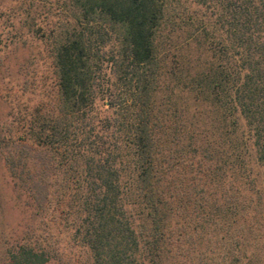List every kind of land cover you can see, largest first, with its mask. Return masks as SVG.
I'll list each match as a JSON object with an SVG mask.
<instances>
[{
    "label": "trees",
    "instance_id": "obj_1",
    "mask_svg": "<svg viewBox=\"0 0 264 264\" xmlns=\"http://www.w3.org/2000/svg\"><path fill=\"white\" fill-rule=\"evenodd\" d=\"M69 2L79 20L119 28L110 51L114 76L124 88L119 106L141 102L146 117L131 131L129 158L123 157L112 148L109 130H96V121L87 119L103 65L99 46L76 28L65 34L53 47L61 117L51 133L42 131L48 142L38 155L37 203L48 198L51 178L61 182L70 208H77L76 235L90 249L93 264H146L145 257L152 259L148 264H167L172 245L181 260L201 259L194 257L201 246L212 264L247 263L252 236L264 222V180L258 182L264 173V0H212L214 25L222 30L217 45L223 42L213 51L215 62L188 75L183 53L175 48L174 55L183 58L175 57L173 66L180 85L169 80L166 87L157 78L159 55L163 43L173 48V33L189 22L179 13L184 4ZM81 119L89 129L87 156L68 165L51 147L66 144ZM72 173L79 174L74 182L58 178ZM33 249L24 245L11 264L49 262L47 253Z\"/></svg>",
    "mask_w": 264,
    "mask_h": 264
},
{
    "label": "rangeland",
    "instance_id": "obj_2",
    "mask_svg": "<svg viewBox=\"0 0 264 264\" xmlns=\"http://www.w3.org/2000/svg\"><path fill=\"white\" fill-rule=\"evenodd\" d=\"M179 1L186 6V9L179 10L180 16L185 20L187 16L189 22L185 29L179 28L173 33L171 50L164 43L161 46L159 56L162 62L156 73L162 74L157 78L163 79L159 83L164 87L169 80L172 86L180 85L176 79L179 76H174L176 71L179 72L173 68L174 61L179 58L174 55L177 52L175 48L183 53L187 74L194 75L215 62L213 51H218L223 43L217 45L222 30L214 25L217 10L213 8L212 0ZM78 17L79 13L71 7L69 0H0V264H11L12 257L18 255L24 245L47 253L50 257L47 264H93L90 249L76 235L74 217L77 208H70V193L64 192L61 182L56 183L51 178L46 191L48 198L42 206L36 199L39 195L35 186L42 177L38 155L46 150L48 142L46 137H42V131L47 128L48 134L51 133L61 117L58 111L60 90L53 58V47L58 41L76 28L99 46V52H96L103 65L96 84L97 97L86 110L87 119L96 121L94 129L109 130L112 148L123 157L129 158L131 131L146 117L145 114L142 117L145 107L141 102L135 106L128 100L123 106L126 109L119 106L124 88L118 86L122 81L120 76H114L113 54H110L120 39L119 28L102 21L83 22ZM160 35L158 40H161ZM181 60L183 58L180 57ZM105 70L107 74L103 75ZM148 109L153 117L154 111L149 107L146 111ZM75 126L67 133L69 140L66 144L51 147L53 152H57L55 156L63 158L68 165L87 156L86 132L89 129L82 119ZM76 169L81 167L76 165ZM65 175L60 174L58 178L69 176L74 182L79 174ZM261 180H264V173L258 182ZM62 194L66 195L63 197ZM236 221L238 225L242 223L238 219ZM262 221H259L263 224L262 230L256 228L254 239L250 241H255L252 244L254 248L246 252L248 259L244 264H264ZM194 249V257L202 255L201 259L181 260L177 245H172L166 263L212 264L210 254H205L201 246ZM143 259L146 264L147 260L152 262L148 257Z\"/></svg>",
    "mask_w": 264,
    "mask_h": 264
}]
</instances>
